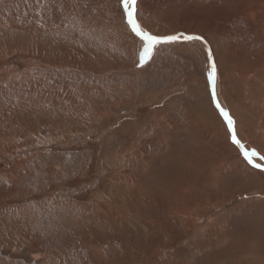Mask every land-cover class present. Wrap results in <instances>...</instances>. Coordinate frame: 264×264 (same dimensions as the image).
<instances>
[{"label": "rangeland", "instance_id": "374dc122", "mask_svg": "<svg viewBox=\"0 0 264 264\" xmlns=\"http://www.w3.org/2000/svg\"><path fill=\"white\" fill-rule=\"evenodd\" d=\"M135 19L204 38L264 166V0H137ZM204 47L141 65L121 0H0V264H264V171Z\"/></svg>", "mask_w": 264, "mask_h": 264}, {"label": "snow or ice", "instance_id": "6c2138e0", "mask_svg": "<svg viewBox=\"0 0 264 264\" xmlns=\"http://www.w3.org/2000/svg\"><path fill=\"white\" fill-rule=\"evenodd\" d=\"M121 6L123 10V15L126 18L127 25L130 27L131 31L135 34V36L138 37L142 42V48L139 51V59L141 65L151 58L153 54V49L157 45L173 44L179 41H200L205 45V51L207 52L208 62L207 82L212 93V102L216 105L217 109L220 112V115L224 118L225 122L227 123L228 131L232 133L233 143L240 147L239 141L236 139L235 133L233 131L234 122L227 113V111L223 107H221L216 96V65L213 60V54L211 50L208 49L207 43L204 38L199 35H185L183 33L165 36L151 35L146 30H143L135 19L137 10V0H121ZM256 155L257 153L255 151L251 153L243 152V156L249 164H252V157ZM253 166L260 167V165Z\"/></svg>", "mask_w": 264, "mask_h": 264}, {"label": "bare ground", "instance_id": "6f19581e", "mask_svg": "<svg viewBox=\"0 0 264 264\" xmlns=\"http://www.w3.org/2000/svg\"><path fill=\"white\" fill-rule=\"evenodd\" d=\"M262 39V38H261ZM259 40H260V38H259ZM257 41V40H256ZM263 40H261V42H262ZM201 43V42H200ZM253 43V42H252ZM263 43V42H262ZM202 44V46L204 47L205 45L203 44V43H201ZM208 46V45H207ZM263 46V45H262ZM259 47V46H258ZM264 47V46H263ZM205 48V47H204ZM208 49H210L209 48V46H208ZM211 50V49H210ZM261 61H263V60H261ZM259 63V62H258ZM254 64L256 65V66H258L257 64H256V61H255V63L253 62V59L249 62L248 61V64H246L247 66H246V68L245 69H243L244 71H242V72H244V73H242V72H240V76L242 77V78H244L245 77V79H253V78H258V77H255V75H256V73L258 74L259 72H257V68H256V66H254ZM264 64V63H263ZM262 65V64H261ZM260 64H259V66L260 67H262ZM243 68V67H242ZM249 79H248V81H249ZM253 80H255V79H253ZM240 81H241V79H240ZM251 81V80H250ZM239 85V84H238ZM248 85H250L249 84V82H248ZM239 87V86H238ZM241 87V86H240ZM248 88H249V86H248ZM243 89H245V88H243ZM242 90V89H241ZM217 91V90H216ZM249 91V90H248ZM247 92V91H246ZM248 93V92H247ZM220 98H221V96H220ZM219 98V99H220ZM218 99V98H217ZM218 99V102H219V104L221 105V103H220V100ZM232 105V104H231ZM231 105H229V106H231ZM221 107H222V105H221ZM236 107V106H235ZM234 107V108H235ZM232 108H233V106H232ZM240 108V107H239ZM216 110L219 112V110L216 108ZM230 110H231V112L230 113H228L229 114V116H231L232 118H234L235 120H236V116L235 115H233L232 114V111L234 110H232L231 109V107H230ZM244 110V109H243ZM237 112V111H236ZM234 113V112H233ZM219 114H220V112H219ZM238 116V115H237ZM221 118H222V120L225 122V120H224V118L221 116ZM237 122V121H236ZM235 122V126L233 125V131H234V133H236V131H238V132H240V126L238 125V123H236ZM225 124H226V127H227V130H228V126H227V123L225 122ZM236 130V131H235ZM229 132V131H228ZM230 133V132H229ZM230 135L232 136V133H230ZM237 134H235V136H236ZM230 136V137H231ZM236 139H237V137H236ZM238 140V139H237ZM239 144H240V140H239ZM237 146V145H236ZM240 147L242 148V151L243 152H247L245 149H244V147L240 144ZM137 160V159H136ZM248 162V161H247ZM133 163V162H132ZM137 163V162H136ZM135 163V164H136ZM128 164V163H127ZM125 165V164H124ZM253 168H256V169H260L261 171H263V169H264V166H260V168L259 167H254L253 165H258L257 164V162L252 158V164H250ZM135 167H138V166H136V165H134ZM123 167V166H122ZM139 167H140V165H139ZM212 170V169H211ZM136 176V175H135ZM138 180V179H137ZM123 183V184H122ZM122 183H120V184H122V187H123V190L122 189H120L121 191H126V192H131V190H133L134 189V185L133 184H125L124 182H122ZM115 185H116V183H115ZM138 191H140V190H138ZM137 191V192H138ZM104 198H106V197H104ZM113 201H114V199H113ZM107 202H109V200H107ZM110 202H112V201H110ZM117 203V202H116ZM115 203L114 202H112V205H114ZM94 205V204H93ZM115 211H116V206H115ZM102 214H104V213H102ZM103 217V216H102Z\"/></svg>", "mask_w": 264, "mask_h": 264}, {"label": "water", "instance_id": "95a60500", "mask_svg": "<svg viewBox=\"0 0 264 264\" xmlns=\"http://www.w3.org/2000/svg\"><path fill=\"white\" fill-rule=\"evenodd\" d=\"M212 94V93H211ZM213 105L216 107V105L213 103ZM217 108V107H216ZM238 149L240 150L241 154L243 155V151H242V148L241 147H238ZM244 157V156H243ZM247 161V160H246ZM264 171V169H263Z\"/></svg>", "mask_w": 264, "mask_h": 264}]
</instances>
